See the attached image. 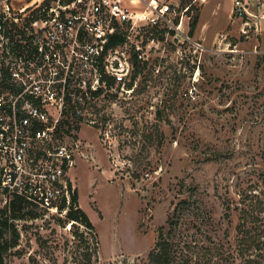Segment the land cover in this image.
Returning a JSON list of instances; mask_svg holds the SVG:
<instances>
[{
	"label": "rangeland",
	"instance_id": "1",
	"mask_svg": "<svg viewBox=\"0 0 264 264\" xmlns=\"http://www.w3.org/2000/svg\"><path fill=\"white\" fill-rule=\"evenodd\" d=\"M174 1L189 8L182 33L133 31L111 58L128 74L83 104L85 154L68 175L98 234L95 264H143L184 197L218 248L211 264H264V0ZM15 223L7 264L81 259L84 228L65 213Z\"/></svg>",
	"mask_w": 264,
	"mask_h": 264
},
{
	"label": "built area",
	"instance_id": "2",
	"mask_svg": "<svg viewBox=\"0 0 264 264\" xmlns=\"http://www.w3.org/2000/svg\"><path fill=\"white\" fill-rule=\"evenodd\" d=\"M188 9L174 0H0V211L22 199L66 213L68 174L85 154L83 104L129 72L112 55L133 31L182 33ZM116 33L126 41L109 47Z\"/></svg>",
	"mask_w": 264,
	"mask_h": 264
},
{
	"label": "trees",
	"instance_id": "3",
	"mask_svg": "<svg viewBox=\"0 0 264 264\" xmlns=\"http://www.w3.org/2000/svg\"><path fill=\"white\" fill-rule=\"evenodd\" d=\"M195 22L192 25L190 34L194 33ZM162 31H167L163 29ZM174 33V31H171ZM126 41V37L123 33H116L111 37L109 47H116L123 44ZM108 89L113 87L116 83V77H108ZM133 81L129 84L132 88ZM103 92V89L98 90L94 95H99ZM72 108H75L74 105ZM107 117L103 116L101 122L106 123ZM69 187L71 192L70 203L66 202L61 205V209L67 207L66 217L69 220L79 223L84 230L82 233L75 231L74 234L79 238H82L83 253L81 259L77 261V264H95L98 260L99 251V238L96 232V228L86 211L79 206L78 191L73 188L71 181L69 180ZM73 189V190H72ZM189 190L194 192L196 187H192ZM198 201L192 197H184L178 202H173L172 210L167 218L166 224L162 225L158 231V237L154 247L150 250L147 256V260L143 264H211L214 251L218 248L212 247L206 244L205 241L198 238L197 231L200 230L198 222V210L201 209L197 204ZM26 215L37 216L39 211L35 206H31L29 203L22 199H18L14 202L10 213L6 211H0V264H7V256L12 249L18 247L21 232L17 227L15 220L22 219ZM186 218H185V217ZM187 217L190 219L189 225ZM183 218H185L183 221ZM74 225V223H73ZM191 228L196 231L191 232ZM192 233L189 235L184 233ZM244 234L253 238L251 230L244 227ZM87 235V236H85Z\"/></svg>",
	"mask_w": 264,
	"mask_h": 264
},
{
	"label": "crops",
	"instance_id": "4",
	"mask_svg": "<svg viewBox=\"0 0 264 264\" xmlns=\"http://www.w3.org/2000/svg\"><path fill=\"white\" fill-rule=\"evenodd\" d=\"M87 158V157H86Z\"/></svg>",
	"mask_w": 264,
	"mask_h": 264
}]
</instances>
